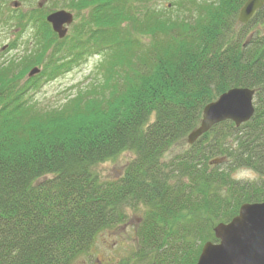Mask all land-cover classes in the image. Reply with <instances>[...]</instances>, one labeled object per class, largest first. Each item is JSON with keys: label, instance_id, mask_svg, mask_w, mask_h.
I'll return each mask as SVG.
<instances>
[{"label": "trees", "instance_id": "trees-1", "mask_svg": "<svg viewBox=\"0 0 264 264\" xmlns=\"http://www.w3.org/2000/svg\"><path fill=\"white\" fill-rule=\"evenodd\" d=\"M63 1L89 9L72 44L36 8L18 18L35 29L32 54L0 65V264H71L127 208L143 210L137 249L116 264H194L216 223L264 201V6L240 25L246 0H174V13L151 0ZM91 51L102 53L95 78L58 107L34 99L40 74L20 82L47 56L41 74L53 78ZM234 87L255 90L251 119L188 145L203 107ZM124 152L122 174L102 178ZM240 166L259 180H233Z\"/></svg>", "mask_w": 264, "mask_h": 264}, {"label": "rangeland", "instance_id": "rangeland-1", "mask_svg": "<svg viewBox=\"0 0 264 264\" xmlns=\"http://www.w3.org/2000/svg\"><path fill=\"white\" fill-rule=\"evenodd\" d=\"M174 0H151L147 6L154 7L156 10H162L174 13L176 10L173 4ZM210 1V0H207ZM63 0H0V65L13 61V67L20 69L19 63L23 58L32 54L34 48L33 33L34 27L27 26L22 29L20 25V13H28L30 10L39 8L46 16L56 10H66L73 15V21L67 28V34L59 39L58 43L65 47L72 44L76 38L80 26L87 20L89 9H82L76 12L74 9L65 6ZM14 3H17L14 6ZM134 7L141 9V5L135 4ZM144 6V7H147ZM78 36V35H77ZM60 53H55L54 58H58ZM53 59V57H51ZM50 59L47 56L39 64L31 66L23 75L20 82L29 80L40 74L38 77L39 88L33 93V97L43 108H53L62 105L67 98L71 97L77 89L84 88L95 78L94 69L102 60V53H83L77 58L74 55H68L63 61L66 63L55 77L49 78L41 70ZM51 60V59H50ZM55 60V59H53ZM36 67L39 73L28 76L29 71ZM16 73V72H15ZM180 150V147H173L168 151L164 158L172 156ZM133 158L129 152H124L116 158L101 164L97 170L104 179H114L120 176L124 166ZM258 179L256 175L255 180ZM249 181V180H243ZM142 209H126V219L115 228L104 230L98 233L87 253L76 258L71 264H116L123 258H127L137 249L136 227L142 215ZM143 264L141 262H134Z\"/></svg>", "mask_w": 264, "mask_h": 264}, {"label": "water", "instance_id": "water-1", "mask_svg": "<svg viewBox=\"0 0 264 264\" xmlns=\"http://www.w3.org/2000/svg\"><path fill=\"white\" fill-rule=\"evenodd\" d=\"M263 6L264 0H246L238 11V23L245 25L250 22ZM46 21L62 39L73 15L60 9L49 13ZM37 73L39 69L33 67L28 76ZM254 95L255 90L247 87H234L221 93L203 107L200 122L188 133L186 143L192 145L220 122L231 121L238 127L249 121L255 110ZM213 234L217 241L204 242L194 264H264V201L242 203L228 222L214 225Z\"/></svg>", "mask_w": 264, "mask_h": 264}, {"label": "clouds", "instance_id": "clouds-1", "mask_svg": "<svg viewBox=\"0 0 264 264\" xmlns=\"http://www.w3.org/2000/svg\"><path fill=\"white\" fill-rule=\"evenodd\" d=\"M256 172L249 167L240 166L237 167L232 173L231 178L236 181L240 180H255L256 179Z\"/></svg>", "mask_w": 264, "mask_h": 264}]
</instances>
